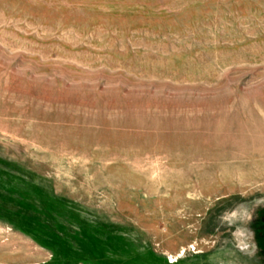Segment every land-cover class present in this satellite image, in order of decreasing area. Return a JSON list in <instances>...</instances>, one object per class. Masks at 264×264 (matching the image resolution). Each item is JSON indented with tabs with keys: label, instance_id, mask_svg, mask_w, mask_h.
Wrapping results in <instances>:
<instances>
[{
	"label": "rangeland",
	"instance_id": "rangeland-1",
	"mask_svg": "<svg viewBox=\"0 0 264 264\" xmlns=\"http://www.w3.org/2000/svg\"><path fill=\"white\" fill-rule=\"evenodd\" d=\"M0 264H264V0H0Z\"/></svg>",
	"mask_w": 264,
	"mask_h": 264
}]
</instances>
